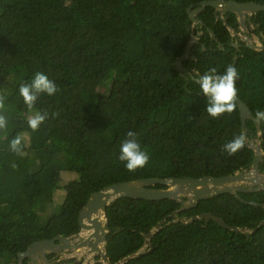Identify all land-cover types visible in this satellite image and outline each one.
I'll use <instances>...</instances> for the list:
<instances>
[{
    "label": "trees",
    "instance_id": "trees-1",
    "mask_svg": "<svg viewBox=\"0 0 264 264\" xmlns=\"http://www.w3.org/2000/svg\"><path fill=\"white\" fill-rule=\"evenodd\" d=\"M201 1L0 0V94L6 95L8 119L6 134L0 132V264H18L17 253L34 240L77 234L79 210L90 193L109 184L219 177L250 166L254 151L246 142L233 155L223 151L241 135L238 108L209 116L206 97L189 72L215 67L222 73L236 57L237 97L255 114L264 109V49L238 39L235 46L236 37L211 6L197 15L202 26L194 25L187 9ZM113 16L119 20L112 21ZM225 20L238 29L234 13ZM251 23L264 45V11L254 13ZM191 33L198 35L190 53L195 59H184L186 70L180 72L175 59L183 55ZM36 71L46 73L59 91L42 94L29 110L18 86ZM118 76L127 84H116L123 95L101 110L100 90ZM37 110L48 117L32 131L27 119ZM246 125L253 129L251 122ZM129 130L149 154L148 163L134 172L117 158ZM17 135L23 138L22 155L9 148ZM65 173L73 175V182H65ZM238 194L257 205L231 193L184 210L173 199L113 200L106 207L110 262L138 252L123 264H264V189ZM174 211L176 216L144 245L145 234ZM205 212L245 231L212 219L176 221ZM53 255H48L51 264L70 261H52Z\"/></svg>",
    "mask_w": 264,
    "mask_h": 264
},
{
    "label": "water",
    "instance_id": "water-1",
    "mask_svg": "<svg viewBox=\"0 0 264 264\" xmlns=\"http://www.w3.org/2000/svg\"><path fill=\"white\" fill-rule=\"evenodd\" d=\"M208 6L213 7L215 12L220 15V19L230 30L231 35H238L241 39H247L245 33L246 27L244 25V14L247 13L250 16L251 13L264 11V4L255 2H237L234 0H203L195 8L187 9L188 16L192 23L198 22L202 24V21L196 18V15ZM227 12H232L238 15L237 20L240 23L241 30L244 32L243 35L236 33L231 27L228 26L224 18L225 13ZM197 38L198 35L191 33L183 55L175 59L174 66L178 71L182 72L186 70L182 64V61L189 57L191 46L197 40ZM256 39H258V45L255 48L264 49V46L260 43L259 38ZM234 45L237 46L236 43H234ZM191 58L195 59L193 55ZM235 62L236 57L233 58L231 66H235ZM189 74L192 77V73L189 72ZM236 103L241 121V134L246 138L245 142L247 145L254 150V157L251 163V169L249 171H246L245 169L236 170L233 174L219 177H150L109 184L98 191L90 193L88 200L79 210L78 224L80 231L83 232V234L79 235L84 236L80 242L74 243L69 239V237L62 235H56L49 239L34 240L26 247L24 251L17 253V263L23 264V260L28 258L27 264H51L47 257L48 254L58 253L62 250L68 251L70 249H72L75 254H78L79 251L85 247L89 248L87 254H98L99 260L102 262V264H123L132 257L138 255V252H135L124 256L115 263H111L105 250L107 242L106 236L108 232L106 207L113 200L120 197H130L145 200L173 199L180 203L178 210H184L195 206L202 199L216 196L221 193H231L244 203H252L257 205L256 203L243 200L239 196L238 191H253L258 189L255 187V185L259 183L258 164L262 156V152L258 143L254 144L249 140L248 128L245 126V122L247 119H252L258 128L259 121L252 117L249 107L239 97H237ZM156 185H162L165 187H154ZM262 187L264 188V186ZM171 216H176L175 211L170 215L160 219L155 227L145 234L144 245L149 244L150 237L156 233L161 227L162 223ZM198 218L212 219L219 225L229 229L235 231H245V229L241 227L229 226L221 217L209 212L194 216H177L176 221L187 223ZM262 224L263 222L259 223L258 226ZM254 230L255 229L250 231ZM75 262L76 261H74V263Z\"/></svg>",
    "mask_w": 264,
    "mask_h": 264
},
{
    "label": "clouds",
    "instance_id": "clouds-1",
    "mask_svg": "<svg viewBox=\"0 0 264 264\" xmlns=\"http://www.w3.org/2000/svg\"><path fill=\"white\" fill-rule=\"evenodd\" d=\"M192 77L199 85L200 93L206 97L205 112L212 118H219L225 113H232L237 107V87L238 72L234 66H226L224 71L217 72L215 67H210L202 74L192 71ZM59 91L55 81L50 79L48 75L41 71L33 73L31 79L27 82H20L18 93L23 103L29 110H33L37 100L42 94L53 96ZM6 95L0 94V132L6 134L8 129V119L4 112L6 111ZM55 115V113L53 114ZM47 111L39 110L32 112L27 119V125L32 131H37L41 124L47 119ZM257 121H264V111L255 113ZM22 140L19 135L13 137L9 141L10 150L22 155ZM246 138L236 135L232 140L223 145V151L229 155H233L245 146ZM118 160L123 163L125 169L134 172L139 168H143L149 161V154L141 148L137 139V133L129 130L126 138L123 139L119 146ZM16 168L17 165H11Z\"/></svg>",
    "mask_w": 264,
    "mask_h": 264
},
{
    "label": "flooded vegetation",
    "instance_id": "flooded-vegetation-1",
    "mask_svg": "<svg viewBox=\"0 0 264 264\" xmlns=\"http://www.w3.org/2000/svg\"><path fill=\"white\" fill-rule=\"evenodd\" d=\"M202 12V11H201ZM228 13H232V12H227L225 13L224 15V18H226V15ZM199 14V13H198ZM197 14V15H198ZM218 14V13H217ZM235 14V13H234ZM254 13H251V15L249 16L247 13H245L244 15V25L246 27V36H247V39H241L239 38L238 35H232V37H236L233 42L236 43V40H241L244 42L245 45H248L249 47H251L252 49L254 50H262V49H257L255 48L257 45H258V39L256 38H259V36L257 34H255L254 32V26L252 25L251 23V17ZM197 15H196V18H197ZM236 16V21H237V24H238V29L237 30H234L236 33H239V34H242L243 35V30H241V26H240V23L239 21L237 20L238 19V15L235 14ZM218 18H220V15L218 14L217 15ZM195 24H198L199 26H202V24L198 23V22H195ZM259 41H260V38H259ZM261 43V41H260ZM262 44V43H261ZM263 45V44H262ZM264 46V45H263ZM191 53V52H190ZM192 55L189 54V57H191ZM248 106V105H247ZM250 109V108H249ZM251 111V110H250ZM261 111H264V109H262ZM251 115L252 117L255 119V114H253L251 112ZM249 122L252 123L253 125V129H251L249 126H247L246 124ZM245 126L248 128V137H249V140L251 142H253L254 144L258 143L259 146H260V149H261V152H262V156L260 158V161H259V164H258V176H259V183H257L255 185V187H257L258 189L256 190H260V189H264L262 186H264V150L262 148V144H264V121H259V126L257 128L255 122L252 120V119H247L246 122H245ZM254 151V150H253ZM253 161V160H252ZM252 163V162H251ZM251 164L248 168H246L245 170L246 171H249L251 168ZM243 170V169H242ZM256 190H253V191H256ZM79 234H83V232L80 231L79 229V232L73 236H69V239L72 241V239H76L75 241H72V242H80L84 236L82 235H79ZM89 248L85 247L83 248L81 251H85L86 254L88 252ZM66 253V254H65ZM51 254H54L52 257V261H62V260H70L69 262L65 263V264H80V262H75L76 259L75 258H72L71 255H74V251L72 249L68 250V251H64L62 250L61 252H58V253H51ZM68 254V255H67ZM50 255V254H48ZM47 255V257H48ZM93 256L91 257L93 259V263L92 264H96L97 262L99 264H101V262H99V255L98 254H92Z\"/></svg>",
    "mask_w": 264,
    "mask_h": 264
},
{
    "label": "rangeland",
    "instance_id": "rangeland-1",
    "mask_svg": "<svg viewBox=\"0 0 264 264\" xmlns=\"http://www.w3.org/2000/svg\"><path fill=\"white\" fill-rule=\"evenodd\" d=\"M119 19L115 16L112 17V21L116 22ZM118 82H122L124 86H127L125 80L123 77H115L114 80L110 81L109 83H106L104 87L101 88V92L99 95V106L101 110L106 109V107H109V104L115 103V101H119L123 95V92L119 89L118 85H116ZM111 104V105H112ZM99 109V110H100ZM130 127L132 130L137 129L136 123L132 122L130 124ZM63 178L65 182H73V175L65 173L63 174ZM76 239H72V241H75ZM72 258L76 259V262H80V264H92L93 259L91 258L93 255L91 254H86L85 251H79L78 254L71 255ZM99 262H101L99 260ZM102 264V262H101Z\"/></svg>",
    "mask_w": 264,
    "mask_h": 264
}]
</instances>
